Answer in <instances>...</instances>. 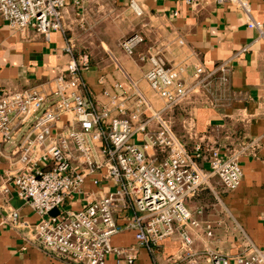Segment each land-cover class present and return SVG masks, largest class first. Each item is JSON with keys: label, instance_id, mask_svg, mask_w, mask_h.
I'll return each mask as SVG.
<instances>
[{"label": "built area", "instance_id": "2783aa9c", "mask_svg": "<svg viewBox=\"0 0 264 264\" xmlns=\"http://www.w3.org/2000/svg\"><path fill=\"white\" fill-rule=\"evenodd\" d=\"M82 1L0 0V16L24 37L34 31L49 39L55 30L65 34L66 7L81 6ZM174 1L193 8L204 2ZM218 1L232 2L244 12L247 26L264 40V21L252 16L249 0ZM77 14L82 16L81 11ZM144 40L135 33L120 45L132 56ZM63 50L71 57L67 72L54 79L49 91L28 87L0 93V162L3 157L8 161V168L0 170V203L15 192L39 215L29 224L20 220L18 209L8 208L4 222L25 229L29 244L68 264H108L111 254L119 264H134L141 247L155 253L166 238L177 239L179 248L157 264H264V248L240 226L238 252L213 245L219 239L217 230L228 229L227 207L219 192H214L216 218L203 216V206L191 210L187 205L211 188L213 178L225 190L238 187L243 178L241 153L209 148L205 157L203 146L189 149L167 118V111L192 96L214 108L228 105L234 97L231 63L208 68L200 62L173 65L160 54L141 56L149 59L146 79L163 100V108L156 110L133 81L131 94L104 89L107 102L100 101L84 81L87 55L69 38ZM139 134L141 143L134 140ZM90 176L94 184L106 180L112 188L99 195L87 192ZM80 194L84 204L67 207ZM125 210L134 213L123 225L117 215ZM126 229L135 231L136 243L113 245V236Z\"/></svg>", "mask_w": 264, "mask_h": 264}, {"label": "crops", "instance_id": "0c3cea01", "mask_svg": "<svg viewBox=\"0 0 264 264\" xmlns=\"http://www.w3.org/2000/svg\"><path fill=\"white\" fill-rule=\"evenodd\" d=\"M249 2L252 16L264 21V0ZM137 9L142 13L138 14ZM77 10L81 11V17ZM64 25L65 34L55 30L49 39L34 31L24 37L0 16V93L6 88L28 87L49 91L54 79L67 72L71 60L63 50L66 38L72 39L78 50L87 55L89 65L83 71L84 81L102 102H107L104 89L131 94V81L145 95L139 83L147 82L151 63L148 58L141 59L143 55L160 54L173 65L200 62L212 68L222 61L231 63L234 97L228 105L214 108L200 101L199 96H192L167 111V116L189 149L201 144L205 157L209 156V148H218L222 154L241 153L243 178L238 187L225 190L213 178L211 188L187 202L191 210L203 206L206 208L203 216L216 218L214 192L222 195L228 229L217 230L219 239L213 245L231 254L238 252L243 235L240 226L256 245L264 248V40L258 39L256 31L247 26L244 12L232 2L218 0H204L197 8L174 0H83L81 6L70 3L66 7ZM135 33L143 34L145 40L130 56L124 53L120 42ZM245 46L247 49L243 50ZM116 84L121 86L115 87ZM156 96L159 101L146 97L154 109H162L163 100ZM134 140L141 143L142 135ZM6 168L8 161L3 157L0 170ZM92 177L86 180L87 192L99 195L112 188L106 180L94 184ZM83 204L84 196L80 194L70 199L67 207L78 209ZM8 208L18 209L20 220L29 224L39 220L35 210L15 192L1 201L0 264H68L29 244L25 229L6 224L4 216ZM133 213V210L120 212L117 221L124 225ZM135 243L132 229L112 238L115 246ZM178 248L179 241L173 238L164 239L155 253L141 247L134 264H157ZM107 262L119 264L113 254Z\"/></svg>", "mask_w": 264, "mask_h": 264}, {"label": "rangeland", "instance_id": "374dc122", "mask_svg": "<svg viewBox=\"0 0 264 264\" xmlns=\"http://www.w3.org/2000/svg\"><path fill=\"white\" fill-rule=\"evenodd\" d=\"M122 49V48H121ZM123 50V49H122ZM113 51L115 52V49H113ZM124 51V50H123ZM125 54H127L125 51H124ZM128 55V54H127ZM148 83V84H146ZM146 83H142L140 82L139 83V86L141 87V89L143 90V92L145 93V95L149 98V100L152 101V99H155V101H159L158 100V97L156 96V92L154 89H152V87L150 86L149 82L147 81ZM149 85V86H148ZM144 88H143V87ZM145 89V90H144ZM157 109V108H156ZM167 118H169V116H167Z\"/></svg>", "mask_w": 264, "mask_h": 264}, {"label": "water", "instance_id": "95a60500", "mask_svg": "<svg viewBox=\"0 0 264 264\" xmlns=\"http://www.w3.org/2000/svg\"><path fill=\"white\" fill-rule=\"evenodd\" d=\"M51 213H56V210L52 211Z\"/></svg>", "mask_w": 264, "mask_h": 264}]
</instances>
